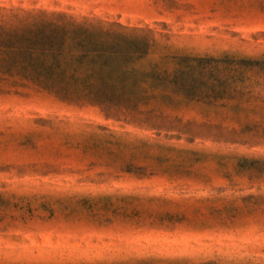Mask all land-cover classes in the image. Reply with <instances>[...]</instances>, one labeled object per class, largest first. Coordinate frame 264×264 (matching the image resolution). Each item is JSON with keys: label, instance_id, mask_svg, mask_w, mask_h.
Returning a JSON list of instances; mask_svg holds the SVG:
<instances>
[{"label": "rangeland", "instance_id": "rangeland-1", "mask_svg": "<svg viewBox=\"0 0 264 264\" xmlns=\"http://www.w3.org/2000/svg\"><path fill=\"white\" fill-rule=\"evenodd\" d=\"M0 7L149 29L159 43L168 37L173 52L199 58L204 82L215 85L237 70L248 74L233 66L238 60L264 59V0H0ZM231 104L185 102L167 112L177 121L156 131L131 115L105 118L46 94L0 93V264H264V212L241 200L264 196V178L234 171L238 157L264 160V121ZM101 129L149 139L167 161L154 162L150 177L113 173L115 163L84 151Z\"/></svg>", "mask_w": 264, "mask_h": 264}, {"label": "trees", "instance_id": "trees-1", "mask_svg": "<svg viewBox=\"0 0 264 264\" xmlns=\"http://www.w3.org/2000/svg\"><path fill=\"white\" fill-rule=\"evenodd\" d=\"M164 39L159 43L149 29L98 19L0 7V93L46 94L69 106L95 108L105 118L111 112L131 115L137 126L156 131L177 121L167 114L169 110L189 101L233 102L229 107L237 112L259 115L264 121V59L238 60L233 66H247L248 74L237 70L234 78L218 77L222 83L215 85L204 82L199 58L173 52L168 37ZM101 130L105 132L90 135V147L84 151L95 150L98 157L115 163L110 167L113 173L150 177L157 173L154 162L167 161L153 154L164 147L149 139ZM234 171L264 178V160L238 157ZM118 200L139 199L120 196ZM241 200L251 201L249 211L264 212V196Z\"/></svg>", "mask_w": 264, "mask_h": 264}]
</instances>
